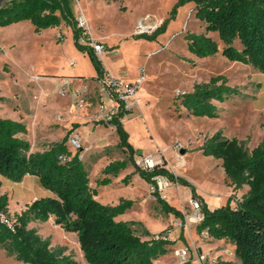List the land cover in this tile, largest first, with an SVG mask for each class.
Returning <instances> with one entry per match:
<instances>
[{"label": "rangeland", "instance_id": "rangeland-1", "mask_svg": "<svg viewBox=\"0 0 264 264\" xmlns=\"http://www.w3.org/2000/svg\"><path fill=\"white\" fill-rule=\"evenodd\" d=\"M179 1L71 0V4L76 17H86L91 35L106 46V52H110L102 58L107 68L119 70L128 80L138 78L141 71L147 75V81L139 91L140 106L125 121L129 142L141 153L137 156L147 153L156 156L166 169L189 180L202 198L205 195L211 199L214 194L220 197L224 191L229 197L242 198L249 187L234 190L222 161L204 156L199 147L218 131L228 138L245 141L249 150L262 141L264 74L250 65L229 61L222 52L200 58L189 51L185 36L205 32V24L195 17L193 2L178 5L175 17L156 39L137 36L153 34L170 17ZM141 24L147 28L143 33L140 32ZM57 30L49 28L38 33L27 24L17 29L0 28V46L16 43L14 48L7 46L5 51H0V117L27 125L28 134L21 137L30 142L32 152L47 149L65 138L68 143L70 136L77 133L84 147L81 155L91 185L98 190L96 199L106 205H116L121 198L135 199L137 206L118 220L138 219L139 232L145 227L170 231L169 241L177 245L175 256L169 254L156 264H164L167 259L180 264L175 252L182 247L190 252L185 264L198 262V246L217 261L242 264L233 243L202 237L197 230L199 223L190 220L194 214L190 188L174 182L171 188L160 193L164 200L183 213V219L164 210L151 192L150 184L135 172L136 155L135 162L117 180L109 185L97 184L104 176L105 166L112 160L126 158L127 153L118 146L117 131L110 124L97 122L94 118L102 102L96 88L86 96V106L79 109L75 97L61 96L58 83L47 74L55 70H72L93 81L91 76L96 73L89 55L76 46L73 29L63 22L58 36ZM210 35L220 42L216 33ZM220 48L222 50V44ZM218 75L226 76L229 85L240 91L227 101L217 103L218 117L191 116L185 108L178 105L179 109L176 108L179 94ZM128 174L132 175L131 183L126 185L122 179ZM0 182L1 193L10 197L13 216L20 213L34 196L42 198L48 193L35 176L14 182L0 175ZM176 220H181L183 226L175 227ZM30 227L50 239L53 250L70 255L79 264H89L81 251L78 234L56 225L54 218L45 222L33 221ZM0 264L23 263L0 245Z\"/></svg>", "mask_w": 264, "mask_h": 264}, {"label": "trees", "instance_id": "trees-1", "mask_svg": "<svg viewBox=\"0 0 264 264\" xmlns=\"http://www.w3.org/2000/svg\"><path fill=\"white\" fill-rule=\"evenodd\" d=\"M186 2L194 3L195 17L205 24V32L185 36L190 52L200 58L222 52L229 61L250 65L264 74V0H180L153 34L137 36L156 39L175 17L177 6ZM21 21H30L38 33L65 22L73 29L76 46L92 61L96 70L92 79H100L106 73L94 49L80 43L83 30L77 25L71 0H10L0 8V27ZM210 33H216L220 42ZM239 93L237 87L229 85L226 76L218 75L179 94L175 104L177 109L178 106L185 108L188 115L216 118L219 116L217 103ZM124 116L125 113H120L111 125L115 126L118 146L125 150L127 157L110 161L103 170L104 176L97 180L98 185L111 184L113 178H118L135 162V155L141 154L129 142V133L122 122ZM22 134H28L25 123L0 117V175L14 182H21L27 175L35 176L52 196L36 198L13 216L10 197L1 193L0 182V245L6 252L23 264H79L70 255L53 250L51 240L30 227L33 221L45 222L51 218L64 230L78 234L81 251L89 264H154L169 252L171 241L156 240L147 230L140 233L136 221L117 220L134 206L132 199L121 198L116 205L102 204L96 199L98 190L91 185L82 152H73L66 138L47 149L32 152L30 142ZM199 150L204 156L222 161L234 190L249 187L241 199L229 197L223 206L210 209L189 180L164 166L152 171L136 166L135 172L150 185L154 183V176L166 175L190 188L192 198L201 203L203 212L197 230H207L211 238L233 243L242 264H264V137L249 150L245 141L228 138L218 131L206 138ZM131 177L128 174L122 181L129 185ZM154 194L167 213L184 218L158 192ZM217 264L232 262L221 260Z\"/></svg>", "mask_w": 264, "mask_h": 264}, {"label": "built area", "instance_id": "built-area-1", "mask_svg": "<svg viewBox=\"0 0 264 264\" xmlns=\"http://www.w3.org/2000/svg\"><path fill=\"white\" fill-rule=\"evenodd\" d=\"M77 25L83 30L82 37L80 38V43L84 45H89L95 51V53L102 59L106 53V47L103 43L97 41L90 31L87 19L84 15H79L76 17ZM146 26L141 24L140 32L145 31ZM71 65L74 62L71 61ZM106 69V68H105ZM147 81V75L144 71L139 73V76L134 81H127L121 77H116L109 73L106 69V73L100 79H97V91L102 96V102L99 104L94 118L97 122L111 124L113 120L119 116L120 113L129 114L135 111L140 106L139 91L141 86ZM59 94L63 97L72 95L75 97L76 106L79 109H83L85 104V98L91 92V85L89 82H82L75 84L72 79H63L58 90ZM68 145L71 150L83 151L84 147L81 142V138L77 133H74L68 139ZM65 159V158H64ZM136 165L147 171H152L157 166H163L161 161L154 155H136ZM154 183L150 185L151 192L154 194L158 192L159 194L174 185V182L166 175H156L153 177ZM241 199L240 197L236 200ZM193 205L194 214L190 220H194L200 223L203 219V212L201 208V203L198 200L191 201ZM174 226L180 228L183 226L181 220H176ZM202 237L210 238L209 232L203 230L201 232ZM170 231H160L153 234V238L156 240L169 241ZM176 255L180 259V264H185L190 258V252L187 248H179L176 250ZM197 259L202 264H217V260L209 255V253H204L200 251L197 254Z\"/></svg>", "mask_w": 264, "mask_h": 264}, {"label": "crops", "instance_id": "crops-1", "mask_svg": "<svg viewBox=\"0 0 264 264\" xmlns=\"http://www.w3.org/2000/svg\"><path fill=\"white\" fill-rule=\"evenodd\" d=\"M27 22H30V21H21V22H19V23H15V24H12V25H10V26H7V27H0V28H4V29H9V28H15V29H17V28H20V27H22V26H26V24L29 26V28H33L34 29V26L32 25V23L30 22V23H27ZM63 27V24L61 25V26H59V27H55V28H57L58 30H57V36L60 34V31H61V28ZM35 30V29H34ZM43 31H45V30H43ZM43 31H41V33L43 32ZM66 38V37H65ZM65 38H64V40H65ZM64 40H63V42H64ZM97 40V39H96ZM98 41V40H97ZM62 42V43H63ZM7 46H10V47H15L16 46V43H11V44H9V45H6V46H0L1 47V50L0 51H5V47H7ZM84 54H86V53H84ZM105 55H110V52L109 51H107L106 53H105ZM103 58V57H102ZM104 62V61H103ZM104 66H105V68L107 69V71H109V73L110 74H112V75H114V76H116V77H121V78H123V79H125V80H127V81H134V80H136V79H134V80H128L127 78H125L124 76H122L121 75V73H120V71L118 70L117 72L116 71H113V70H111V69H109V68H107V66L104 64ZM49 76H51V78L50 79H52V80H54V81H56L57 83H58V85H59V87H60V85H61V82H62V80L63 79H66V78H70V79H72L73 80V82L74 83H76V84H79V83H82V82H89L90 83V85H91V89L93 88V89H95V88H97V80L95 79V80H93V81H90L91 79H88L89 77L87 76V75H85V74H83V73H79V72H77V71H69V72H66V71H63V70H55V71H53V72H51V73H47ZM96 75V73L94 74V75H92L91 77H93V76H95ZM37 79L39 78V76L38 77H36ZM45 79H49V78H45ZM92 91V90H91ZM131 115H133V113H129V114H126L123 118H122V122H123V124H124V127H125V129H126V124H125V121H126V119L128 118V117H130ZM110 127L113 129V130H116V128H115V126H113V125H111L110 124ZM135 148H137V147H135ZM148 154H151V153H147L146 155H148ZM81 158H82V155H81ZM109 164V163H108ZM128 170V169H127ZM125 172V171H124ZM122 174V173H121ZM120 177V176H119ZM118 177V178H119ZM28 178H31V176L30 175H27L24 179H28ZM118 178H113V181L114 180H117ZM142 182H144L146 185H147V183L145 182V181H143L142 180ZM46 196L45 197H48V196H52V193L50 192V191H48V193L46 192V194H45ZM202 196H204L203 198H204V200H205V202L208 204V206H209V208L210 209H215V208H218V207H221V206H223L224 204H226L227 203V201H228V199H229V196L227 195V194H225V191L223 192V195H221L220 197L218 196V194L216 195V194H214L213 195V198H211V199H209V198H207L205 195H202ZM36 198H38L37 196H34V198H33V200H35ZM32 200V201H33ZM133 201H134V206L131 208V209H129L125 214H123V215H121L122 217L124 216V215H126V214H128V212L130 211V210H132V209H134L136 206H137V202H136V200L135 199H132ZM31 201V202H32ZM30 202V203H31ZM26 207V206H25ZM25 207H24V209H25ZM121 216H119L118 218H120ZM118 218H117V220H118ZM138 219H135V218H131V219H129V220H122V221H137ZM137 222H139V221H137ZM145 230H147V231H149L150 232V234L152 235V234H155V233H157V232H160V231H162L163 230V228H161V229H157V230H150V229H148V228H146L145 227ZM145 230H143V231H145ZM143 231L142 232H140V233H143ZM147 238V236H144V239H146ZM220 241H223V240H220ZM169 252L166 254V255H163V256H161L159 259H157L155 262H154V264H156L158 261H160L161 260V258L163 257H167V256H169V254H172V256H175V254H174V248H176L177 247V245L176 244H170L169 246ZM198 250L199 251H201L202 250V248L200 247V246H198ZM199 262V261H198ZM194 262L193 264H202L201 262ZM164 264H179V263H174V262H172L171 260H169V259H167L166 260V262H164Z\"/></svg>", "mask_w": 264, "mask_h": 264}, {"label": "water", "instance_id": "water-1", "mask_svg": "<svg viewBox=\"0 0 264 264\" xmlns=\"http://www.w3.org/2000/svg\"><path fill=\"white\" fill-rule=\"evenodd\" d=\"M8 1L10 0H0V8L4 6ZM182 153H184V150H182Z\"/></svg>", "mask_w": 264, "mask_h": 264}]
</instances>
